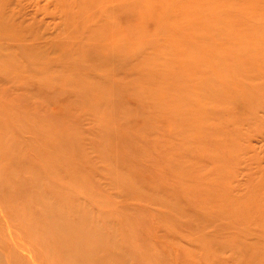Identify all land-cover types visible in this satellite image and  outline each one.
Masks as SVG:
<instances>
[{
  "label": "rangeland",
  "instance_id": "374dc122",
  "mask_svg": "<svg viewBox=\"0 0 264 264\" xmlns=\"http://www.w3.org/2000/svg\"><path fill=\"white\" fill-rule=\"evenodd\" d=\"M74 1L0 0L1 14L11 21H5L10 28L0 33V45L13 48L21 70L0 66V264H84L75 260L79 253L81 259L88 255V264H264V105L250 108L236 98L224 121L222 113L208 121L221 134L198 144L193 121L167 125L160 108L148 104L145 86H136L138 73L102 65L91 50L84 61L88 32L78 39L77 52L62 54L90 24L88 14L72 18ZM178 1L200 5L214 26L238 23L228 32L231 52L254 38L249 26L256 22L241 12L222 15L207 0ZM262 1L258 13L264 12ZM245 4L230 0L229 7ZM126 16L117 15L102 31L130 25L144 38L163 26ZM204 19L187 20L189 42L219 49L224 38ZM260 25L264 29V18ZM16 33L31 50L15 40L7 45ZM140 48L128 66L162 67L157 73L168 79L188 60L184 50L176 62L167 47ZM74 67L83 70L69 76ZM129 82L134 84L127 90ZM253 82L264 94V75ZM114 88L120 90L115 95ZM221 153L233 155L223 171ZM215 154L220 158L205 162ZM77 234L89 237L92 251L70 249Z\"/></svg>",
  "mask_w": 264,
  "mask_h": 264
},
{
  "label": "bare ground",
  "instance_id": "6f19581e",
  "mask_svg": "<svg viewBox=\"0 0 264 264\" xmlns=\"http://www.w3.org/2000/svg\"><path fill=\"white\" fill-rule=\"evenodd\" d=\"M243 1L246 3L244 6L233 8L229 7L230 0H207L209 6L213 4V7H217L216 12L218 14L227 15L229 13L235 14L241 12L249 17V19L256 22L249 26V31L254 34V38L247 39L243 47L236 52L228 50L227 44L232 42L228 36V32L238 29V23L222 22L219 24L215 22V27L210 14H207V17L204 19V13L201 11L202 8L200 5L185 1L179 2L178 0H173L172 3L168 5L165 4L164 0H76L73 2V6L77 10L72 14V18L88 14L89 19H86V21L90 22V24L89 26H87V24L85 25L82 32L77 35V40L75 37L66 42V51L63 52L59 50L61 53L63 52L62 54H67L71 49L77 52L80 49L78 47V39H80L81 34L88 32L89 42L85 47L86 54L82 57L84 61L87 59V52L91 50L92 52H96L99 63L101 62L102 65L106 62L113 63L118 65L114 69L115 71L124 70V72L129 71L130 73H138L139 81L136 86H145V96L148 104L160 108L167 125L171 124L172 119H176L174 122L179 121L180 123L184 120H191L196 127L193 133L195 141L198 144L203 143V141L212 142L215 137L221 134V130L217 126L209 125L208 121L218 118L221 113L222 116L220 117V121H224L223 117L225 116V111L236 98H241L246 101L250 105V108L254 105L258 107L264 105L262 87H260L259 84L249 85L250 81H256L260 75H264V44L258 43L260 39L264 41V29L260 25L264 18V12H256L257 7H259V4L263 1ZM173 4H175V8H171ZM91 14H100V17L94 19ZM119 14H128L126 18L128 17L130 20H134L133 22L143 19H151L156 23L162 21V25L165 27L161 26L155 36L144 38L141 32L133 31V27L130 25L123 28L112 26L110 29L102 31V27L106 23L112 24L114 18ZM194 16H198L201 20L204 19V21H201L203 24L205 23L208 25L211 22V26L216 31L217 35L224 38L223 45L219 49L218 45H216L208 50H203L198 47L197 43L189 42L193 39L190 37L189 31H187L189 29L187 20ZM176 17L178 18L177 20H175ZM168 18L169 20H167ZM6 20L9 22L8 18L4 19L0 9V33H8L6 31L10 27L7 22H5ZM93 21L94 23H92ZM166 23L175 24L167 27ZM200 25L202 27V24ZM185 31L187 36L184 39L181 37V33ZM164 39L168 41L165 45L160 43ZM13 40L19 45L17 46L18 48L21 47L23 50H31L32 48H29L23 40V33H16L14 37H12V40L9 39L7 45L14 46L15 43ZM131 40H133L135 44L132 43ZM164 47H167L164 50L168 58L172 59L174 57L173 61L176 62L180 60V56H183L181 50L186 51L188 54L187 62L183 66L178 64L176 68L179 69L180 72L171 79H168L164 75V71L162 73H157V68L162 67L149 65L139 66L133 69L128 66L132 58L130 55L133 54L134 51H137V48L161 49ZM12 49V47L0 45V66L4 70H7L8 67L5 68L4 66L11 65L14 72L21 74V70H19L20 63L15 61V55L17 54H14ZM5 50H7L9 54H4L3 51ZM32 57H30L29 60H31ZM88 57L91 58V55ZM68 59L72 64L76 61V58L73 57ZM237 65H243L245 68H234ZM27 67L28 65H26V68ZM67 70L68 75L71 76L72 74L76 75L83 69L81 68L79 70L74 67L71 70ZM29 71L38 74L34 69ZM109 78L113 80L110 76ZM72 82L78 83L79 81L76 78L72 80ZM133 84L134 82L132 84L129 82L127 90L132 88ZM159 85H161L160 89L156 90ZM99 88L100 87H97V89ZM118 91L120 90L114 88V95ZM83 100H85V98H83ZM88 103H92V100L87 102V104ZM226 140L227 144H232L231 140ZM217 144L218 143L214 144L215 151L218 148ZM201 154L202 149L198 148L196 156L199 157ZM221 155L224 161L221 167V171H223L226 163L229 162L230 159H233V155L228 153H221ZM219 158L220 157L215 154L206 157L205 162H212ZM223 197V199H227L226 196ZM224 208L225 206L223 205V209ZM50 213H48V215ZM46 231L49 233L52 230L47 229ZM62 231L63 230H59V233H64V231ZM78 235L79 234L76 235L77 240L76 238H72V248L70 249L74 251L75 254H77L76 251L78 248L81 247H83L81 250L83 252L86 251L87 253L92 251L95 244H92L89 237H84L83 235V237H78ZM61 240L64 241L63 245L70 242L69 240ZM84 242L85 244H83ZM80 254L81 253H79V255ZM79 255H76L80 259H75L77 263L81 261L84 264H88V255L86 256L85 254L82 259Z\"/></svg>",
  "mask_w": 264,
  "mask_h": 264
}]
</instances>
